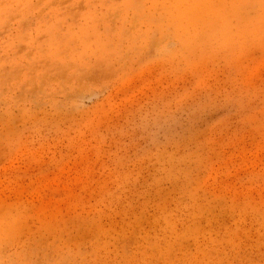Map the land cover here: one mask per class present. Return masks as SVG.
<instances>
[{
	"label": "rangeland",
	"instance_id": "rangeland-1",
	"mask_svg": "<svg viewBox=\"0 0 264 264\" xmlns=\"http://www.w3.org/2000/svg\"><path fill=\"white\" fill-rule=\"evenodd\" d=\"M0 264H264V0H0Z\"/></svg>",
	"mask_w": 264,
	"mask_h": 264
}]
</instances>
